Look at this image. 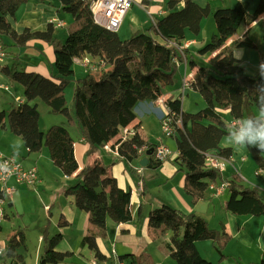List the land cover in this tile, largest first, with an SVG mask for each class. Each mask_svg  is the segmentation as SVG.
<instances>
[{
  "label": "trees",
  "instance_id": "16d2710c",
  "mask_svg": "<svg viewBox=\"0 0 264 264\" xmlns=\"http://www.w3.org/2000/svg\"><path fill=\"white\" fill-rule=\"evenodd\" d=\"M29 1L0 0V42L5 50L8 47L4 43L5 37L20 48H26L34 40L51 44L55 51L53 79L19 70L16 65L1 69L10 80L23 87L26 102L9 114L0 108V128H6L8 121L10 132L23 140L30 153H39L44 147L48 148L54 165L67 177L79 170L74 139L67 128L59 125L51 126L45 133L41 131L39 111L32 104L37 99L46 103L52 113L64 116L69 125L80 129L89 146L88 156L113 140L116 141L112 148L119 145V158L128 163L156 148L157 145L147 143L138 134L127 141H121L118 136L122 128L128 127L136 119L135 108L140 102L158 100L164 90L174 84L178 72L176 61L183 60L178 49L162 45L152 36L139 31L128 40H121L117 33L95 23L84 0H59L63 10L74 17L65 42L55 37L52 24L46 31L27 29L17 33L6 17H14L21 6ZM252 1L255 0L239 1L232 8L216 10L213 16L218 33L199 54H218L203 66L196 61L190 62L192 68L198 69L191 81V88L201 95L205 107L199 112L186 114L182 111L181 100L168 101V107L182 122L175 129L179 153L175 163L185 171V190L192 204L205 198L211 183L221 185L225 182L221 172L206 167V154L227 159L233 156L232 149L222 148L220 143L235 131H230L228 122L218 109L229 110L235 120L241 121L247 117L253 125L258 128L262 126L253 108L264 114V74H248L247 68L228 46L241 25L251 26L264 15V0H258L254 12L249 13ZM178 5L179 2L175 0L168 4L170 9ZM210 14V5L200 7L193 0H186L181 10L158 19L156 27L151 30L167 42L178 43L185 39L187 31L199 35L202 21ZM235 44L242 49L256 48L247 35ZM84 56L100 58L110 68L98 74L88 71L86 76L76 81L71 111L67 107L65 90L75 75L74 59ZM144 147L146 150L141 151ZM250 154L262 168L264 160L259 148H251ZM148 158L149 169L156 170L163 164L155 158V153ZM77 179L74 185L66 189L65 195L73 197L75 206L89 214L90 228L82 246H88L97 259L104 260L97 246V236H106L108 220L116 224L133 220L131 191L120 188L117 179L110 177L107 167L99 161L84 167ZM228 182L230 197L226 210L229 213L236 216H264V198L256 188L244 186L238 174H234ZM59 224L63 227L67 222L61 218ZM149 227L160 230L162 234L173 233L172 244L166 245V248L177 264H211L196 248V243L200 241H211L220 255V261L229 258L224 250L232 239L231 235L212 229L209 222L196 213L188 215L164 205L150 213ZM23 233L10 237L6 247L8 257L14 258L17 249L25 245ZM62 240L61 233L51 237L49 231L45 230L41 264H59L71 256V253L55 250ZM120 261L139 264L134 255L122 256ZM259 264H264V249Z\"/></svg>",
  "mask_w": 264,
  "mask_h": 264
},
{
  "label": "crops",
  "instance_id": "0c3cea01",
  "mask_svg": "<svg viewBox=\"0 0 264 264\" xmlns=\"http://www.w3.org/2000/svg\"><path fill=\"white\" fill-rule=\"evenodd\" d=\"M170 1L172 0H152L149 2L147 9L135 4L127 13L121 29L117 32L120 39L128 40L133 34L139 31L143 34L152 36L153 39L162 45L167 44L168 42L159 34L151 30V28L154 26L156 27L158 19H162L170 13L183 8V3H179L176 8L170 9L168 6ZM193 1L200 7L210 5L211 13H213L218 9L233 7L237 2L244 0ZM255 1L258 3V0ZM255 1L250 3V8ZM135 6H139V8L149 17L147 18L149 26L148 31L142 28L145 24L138 22L135 12L133 14L134 16L128 17ZM250 8L249 13L252 14L253 12H250ZM6 18L17 33H23L27 29L33 32L46 31L48 26L52 24L55 30V37L61 42H65L67 39L68 28L74 22V17L63 10V6L59 0H45L44 3L40 0H31L23 4L14 17L8 15ZM204 20L201 23L199 35L196 36L187 31L185 39L179 42L178 47L186 42L193 41L191 45L189 44L187 49L176 47L183 57V60L178 59L176 61L178 72L175 76L174 84L167 87L164 90L163 96L158 100L140 102L135 108L136 119L127 127L129 129H135L136 133L147 143L157 146L161 144L165 145L174 153L173 156L164 162L160 168L152 170L147 167H142L140 162L147 157L146 154L142 155L139 159L128 163L110 153L106 149V145L99 148L91 156H88L87 151L89 146L85 142L80 129L75 125H69L64 116L53 113L55 116L53 118L59 122L58 125L67 128L71 137L74 139L75 158L79 165V170L71 177L65 176L63 172L54 165L55 168H57V171L53 169L55 172V178L57 179L56 183L52 179H47L42 174L40 175L38 164L44 156V150L39 153H30L25 147L23 140L10 132L7 123L6 128H0V143L7 141L8 144L11 145V148L8 149L11 154L8 156H20L22 161L18 159V157L16 158L25 168L36 167L38 169V184H43L42 189L48 192L47 203L44 207L45 209L46 207H49V209H46L48 216L45 217L42 226L43 234L45 230L49 231L51 237L61 233L63 240L57 245L55 250L60 253H71L70 257L66 258L65 261L59 264H90L91 261L97 259L95 253L90 250L88 246H82V241L88 234L90 228L89 214L85 211L79 210L75 206L73 197L65 195L66 189L77 182V175L79 172L86 166L94 165L97 161L103 163L107 167L108 175L117 179L120 188L126 191H131L133 214V220L129 223L116 224L111 220H108L106 236H97V246L101 254L105 257L102 261L115 262L120 261L122 256L134 255L139 264H174L173 262L176 261L170 256L166 248V245L172 244L173 233L169 231L162 234L160 230H153L149 227L150 213L155 209L167 205L180 210L184 214L189 215L196 213L204 217L209 222L212 229L225 231L231 235L232 239L224 250L225 253V251L232 249V251L229 250L231 254L225 253L229 257L228 259L220 261V255L214 249L211 241H200L196 243V248L203 258H205L207 251H212L213 249L212 254L215 259L214 261H216L215 263L217 264L260 263H258V261L259 259L261 261L264 249V216H236L229 213L226 210V204L230 197L228 188L224 191L220 190L219 187L215 188V186H218L215 185V182L210 184V188L204 199L200 200L197 204H192V199L185 190V171L180 170L178 164L175 163V159L179 154L177 150L176 136L167 137L166 139L162 131V119L166 114V102L169 100H181L182 111L186 114L196 112L193 111L194 108L190 99V94L187 93L185 97H181L184 76L189 73H197L198 70L197 68H192L190 62L196 61V63L199 64V62L202 61L208 63L211 58L218 54V52L207 55L199 54V51L211 41L212 37L217 35V33L214 34L213 32L211 36H207ZM260 21H264V15L251 26H246L244 24L241 25L239 30L244 26L241 30V34L238 33V30L237 34L228 42V46L233 50L234 56L241 61L242 65L244 61L242 58L243 49L237 48L235 43L242 40L246 35L251 39L250 34L252 29ZM4 43L8 45V47L6 50L7 58L0 67V108L7 113L18 107L20 104H24L26 98L24 96L23 87L10 80L1 69L5 67L10 68L11 66L16 65L19 70L23 69L22 71L37 73L45 78L53 79L55 51L51 44L42 40L29 42L26 48L15 46V44L6 37L4 38ZM262 58H264V55H262ZM262 58L257 62V74L262 73L261 69L264 68L263 64H261ZM73 68L75 75L72 78L70 85L65 90L67 107L71 111L73 108L76 81L86 76L88 73V69L81 63H74ZM109 68L110 66L105 65L100 70L106 71ZM99 71L93 73L98 74ZM188 91L194 94L196 100H198V95L201 96L198 92L192 89H189ZM41 102L40 99H37L33 101L32 104L36 105L38 108L40 115V129L45 133L51 126L49 124L48 126L46 124L43 125L44 121L42 122ZM218 111L225 119L228 113L230 114L229 110L218 109ZM253 113L255 114V109L253 110ZM256 117L260 118L262 123L261 128L256 127L263 130L264 118ZM233 120L234 119L232 118L231 121ZM204 124L207 125L208 123L204 122ZM230 131L236 132V130L233 129H230ZM231 137L232 136L224 137L220 143L222 148L232 149V158L234 159L233 165H228L232 166V168L234 167L231 175L227 177L224 176L223 173V181H230L232 178L231 176L234 174H238L242 180L246 181L245 178L247 179V174L251 172L258 179L263 178L262 180H257V186L254 184L251 185L253 188H256L264 198V174L261 176L256 175L257 169L261 167L255 162L250 166V171H246L248 159L249 157H252L250 149L247 147H240ZM115 141L116 140H113L109 145L111 146ZM256 148H259V146ZM248 149L249 152L247 151ZM262 158L264 160V154H262ZM262 169H264V166ZM242 184L244 186L246 185L244 182H242ZM10 186L15 190L11 198V208H15V206L20 207L18 203L16 205V198L14 199V195L18 193L17 196L20 198L23 194L26 195L30 192H26V189L21 187L22 185L18 186L13 180L10 182ZM261 191H263V194ZM16 214L20 215L18 211ZM61 218L67 222V225L60 227L59 222ZM24 219L25 218L22 216V221ZM12 220L17 221V217L14 216L11 219L10 235L9 238H6L5 240L8 242V239L16 233L24 232L25 245L17 249L14 258L8 257L5 252L4 255L0 256V264H41L45 245L42 241L43 234L40 237L42 243L41 247H39L34 254L30 255L31 259H29L28 254H30V249L27 245L28 235L26 231L28 226L23 223L18 229H16ZM8 221L9 216L6 214V219L0 224V235L4 232ZM50 226H54L55 231L50 232ZM0 238L4 239L1 236ZM23 247L27 250L26 254H23L21 251ZM175 264H177V262Z\"/></svg>",
  "mask_w": 264,
  "mask_h": 264
},
{
  "label": "rangeland",
  "instance_id": "374dc122",
  "mask_svg": "<svg viewBox=\"0 0 264 264\" xmlns=\"http://www.w3.org/2000/svg\"><path fill=\"white\" fill-rule=\"evenodd\" d=\"M257 7V1H255L251 8H250V12H254V10ZM168 8V7H167ZM232 8V7H229ZM134 12L136 13L135 16L137 17L138 22H140L141 24H145L143 25V29L148 31L149 30V26H148V20L147 18H149L147 16V14L142 11L139 6H135L133 8V11L128 15L129 16H134ZM214 13V12H213ZM213 13H211L210 16H208L207 18H205L204 20V25H205V31L207 33V36H211V34L214 32V34L218 33L217 32V25L213 16ZM244 28V26L242 27ZM242 28L239 30V34H241V30ZM250 37L252 39V41L255 43L256 48L253 49H243V55L242 58L244 59L243 61V66H245L247 69V73L250 75H256L257 74V70H258V64L257 62L262 58V55H264V21H260L256 24V26L252 29V32L250 34ZM193 41L190 42H186L185 44L182 45V49L185 48L187 45H191ZM177 45L179 44V42H175ZM181 47V46H180ZM262 63L264 66V58H262ZM199 65L203 66L205 65L204 62L200 61ZM23 70V69H21ZM99 71V70H98ZM105 71V70H100L98 73ZM261 74H264V68L261 69ZM196 73H189L186 74L184 76L183 79V84L184 81H187L188 83L190 81L194 80ZM192 89L191 86L187 89L183 90V86H182V92H181V97H185L187 95V93L190 94V99L193 105V111L199 112L200 110H202L205 106V102L203 100V98H201V96L198 95V100H196L195 96L193 93L189 92L188 90ZM194 96V97H193ZM42 106H41V114H42V122L44 121L43 125L46 124L48 126V124L50 126L52 125H58L59 122H57L58 120H56L54 116V114L52 113L51 109L49 108V106L44 103L43 101L41 102ZM199 104V105H197ZM255 109V114L258 117H263L264 118V114L260 113L256 108ZM195 112V113H196ZM9 112H7V114H9ZM56 120V121H55ZM226 120L229 123L232 118L230 116V114L228 113V115L226 116ZM243 125V127L246 130V133L248 132H256V131H261V129H258L256 126H254L247 117H245L243 120L240 121ZM6 123L8 124V121H6ZM264 130V129H263ZM245 133V134H246ZM241 135H243L242 133L236 131L234 132L231 136L232 139H234L236 141V143H238V137H240ZM165 136V135H164ZM166 137V136H165ZM167 139V137H166ZM248 137L247 135H245V142H247ZM5 143V144H4ZM4 143H0V154L2 156H8L10 153V151H8V149L11 148V145L8 144L7 141H4ZM260 142H257V147L259 146ZM3 150V151H1ZM44 156L41 159L40 163L38 164L39 167V171H40V175L42 174L44 177H46L47 179H52L54 182L57 183V179L55 178V172L53 169H55L57 171V168H55L52 160H51V156H50V152L48 150V148L44 147ZM249 152V149L247 150ZM4 153V154H3ZM6 154V155H5ZM14 156V155H13ZM16 157H18V159H20L22 161V158L18 155H15ZM15 157V158H16ZM17 159V158H16ZM17 159V160H18ZM19 161V160H18ZM253 163H255L254 158L253 157H249L248 159V163L246 164V171H250V166L253 165ZM234 168V167H233ZM232 166H228L227 170L224 172V176L229 177L231 175L232 172ZM249 172L247 174V179L245 178L246 181L242 180V182H244L246 185L245 186H250L252 187L251 184H254L257 186V180H262L263 178H257L254 176L253 173ZM253 174V175H252ZM232 177V176H231ZM20 186V185H18ZM17 186V187H18ZM1 187V184H0ZM22 188L26 189V192H30L29 194H23V196H21L20 198H18V193H16L14 195V199L16 198V205L17 203L19 204L20 207L15 206V208H11V200L8 199L7 200V205L5 207L6 209V214L9 216V221L5 226L4 232L0 235L2 238V241H4L7 245V241L5 240L6 238H9V231L11 230V219L15 216L17 217V221L12 220V223L15 224V228L18 229L23 223H25L28 226V229H26L27 231V235H28V248L30 249V254H28L29 259L30 255L34 254L35 251L41 247L42 243L40 241V237L43 234V224H44V219L46 216H48V212L45 209V204L47 203V195L48 192L44 191L43 188V184H38V186L36 188H32L29 187L27 185H22ZM16 188V187H15ZM17 189V188H16ZM261 193L263 194V191H261ZM264 195V194H263ZM18 208V209H17ZM18 211V213L20 215H17L16 212ZM14 214V216H13ZM22 216L25 218L22 221ZM15 230V229H14ZM51 231H55V227L54 226H50V232ZM9 241V239H8ZM230 251H232V249H229ZM225 251L226 254H231L230 251ZM22 253L26 254L27 250L25 247L22 248ZM213 251V249H212ZM211 250L207 251V253L205 254V258L209 260V262H211L212 264H217L215 263L216 261H214V257H213V252ZM257 258V257H256ZM257 260V259H256ZM260 262V259L258 261V263ZM174 264L176 262H173Z\"/></svg>",
  "mask_w": 264,
  "mask_h": 264
},
{
  "label": "built area",
  "instance_id": "2783aa9c",
  "mask_svg": "<svg viewBox=\"0 0 264 264\" xmlns=\"http://www.w3.org/2000/svg\"><path fill=\"white\" fill-rule=\"evenodd\" d=\"M85 3L89 6L94 21L100 27H103L112 32H119L121 26L124 22V19L129 12V10L135 5H140L143 8L147 9L149 2L152 0H84ZM179 3H184L186 0H175ZM167 46L178 45L175 42H168ZM187 45L183 49H187ZM178 48H182L178 47ZM7 58V52L4 49L3 44L0 42V67ZM74 63H81L85 68L90 72H96L102 69L106 64L100 58H93L91 56L78 57L74 59ZM263 64V63H261ZM191 86V81L188 83L184 81L183 90ZM8 90V89H6ZM182 125L181 118L177 117V114L168 107V102H166V114L162 119V131L166 137H174L175 129ZM229 129L236 130L242 134L246 133L245 128L243 127L240 120H233L228 124ZM135 129L122 128L118 136L121 141L130 140L136 135ZM106 149L119 157V151L117 145L112 148V145L109 144L105 146ZM146 150V147L142 148ZM155 158L160 162H166L173 156V152L165 145H158L155 148ZM206 167L208 169H214L222 174L227 170L228 165H233L234 159L221 157L215 154H206ZM264 174V169L259 168L256 171L257 176ZM15 181L18 185H27L29 187H36L39 182L38 179V169L36 167L25 168L15 157L12 156H2L0 154V224L6 219L5 207L7 205V200L12 198L14 193V188L10 186L11 181ZM229 186V182L225 181L221 185L215 186L220 190H225ZM48 210L49 207H46ZM6 243L0 240V256L4 255L6 252ZM90 264H125L120 261L107 262L99 259H94Z\"/></svg>",
  "mask_w": 264,
  "mask_h": 264
},
{
  "label": "clouds",
  "instance_id": "9594fccd",
  "mask_svg": "<svg viewBox=\"0 0 264 264\" xmlns=\"http://www.w3.org/2000/svg\"><path fill=\"white\" fill-rule=\"evenodd\" d=\"M245 135L248 137V142H245ZM238 139V144L240 147H247L249 149L256 148L257 142L259 143V153L264 154V130L256 132H248L241 135Z\"/></svg>",
  "mask_w": 264,
  "mask_h": 264
},
{
  "label": "water",
  "instance_id": "95a60500",
  "mask_svg": "<svg viewBox=\"0 0 264 264\" xmlns=\"http://www.w3.org/2000/svg\"><path fill=\"white\" fill-rule=\"evenodd\" d=\"M154 152H155V148H152V149H150V150H148V151L146 152L147 157L144 158V159H142V161L140 162V165H141L142 167H147V165H148V163H149V158H148V157H150L151 155H153Z\"/></svg>",
  "mask_w": 264,
  "mask_h": 264
}]
</instances>
